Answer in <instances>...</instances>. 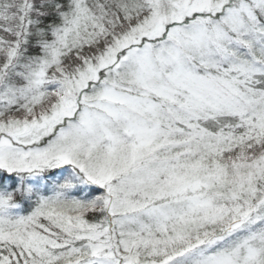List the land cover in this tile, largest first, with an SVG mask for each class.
Wrapping results in <instances>:
<instances>
[{
    "label": "snow or ice",
    "instance_id": "snow-or-ice-1",
    "mask_svg": "<svg viewBox=\"0 0 264 264\" xmlns=\"http://www.w3.org/2000/svg\"><path fill=\"white\" fill-rule=\"evenodd\" d=\"M0 264H264V0H0Z\"/></svg>",
    "mask_w": 264,
    "mask_h": 264
}]
</instances>
